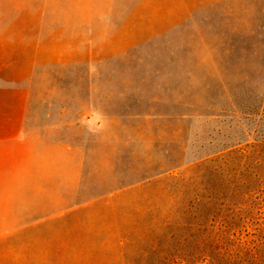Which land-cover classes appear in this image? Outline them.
I'll return each instance as SVG.
<instances>
[{
	"label": "rangeland",
	"instance_id": "374dc122",
	"mask_svg": "<svg viewBox=\"0 0 264 264\" xmlns=\"http://www.w3.org/2000/svg\"><path fill=\"white\" fill-rule=\"evenodd\" d=\"M5 20L0 123L85 142L82 195L120 192L0 227V264H264V0H0Z\"/></svg>",
	"mask_w": 264,
	"mask_h": 264
},
{
	"label": "crops",
	"instance_id": "0c3cea01",
	"mask_svg": "<svg viewBox=\"0 0 264 264\" xmlns=\"http://www.w3.org/2000/svg\"><path fill=\"white\" fill-rule=\"evenodd\" d=\"M9 31L7 20L0 23V41L23 39L22 35L10 37ZM23 31L38 32L39 23H25ZM32 45L39 49V43ZM2 116L0 227H58L56 224L61 222L69 227L75 224L77 215L84 212L89 201L117 197L119 189L93 197L82 195L84 168L91 151L85 142L48 136L41 129L30 134L23 122L13 126L9 122L13 117L9 118L7 113ZM19 116L15 119L25 120L26 113ZM95 116L85 119L90 125L94 124L96 135L101 137L108 118L96 119Z\"/></svg>",
	"mask_w": 264,
	"mask_h": 264
}]
</instances>
